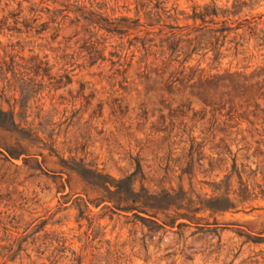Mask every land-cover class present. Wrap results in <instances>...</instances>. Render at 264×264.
<instances>
[{"label":"rangeland","instance_id":"obj_1","mask_svg":"<svg viewBox=\"0 0 264 264\" xmlns=\"http://www.w3.org/2000/svg\"><path fill=\"white\" fill-rule=\"evenodd\" d=\"M0 264H264V0H0Z\"/></svg>","mask_w":264,"mask_h":264},{"label":"trees","instance_id":"obj_2","mask_svg":"<svg viewBox=\"0 0 264 264\" xmlns=\"http://www.w3.org/2000/svg\"><path fill=\"white\" fill-rule=\"evenodd\" d=\"M130 178V177H129Z\"/></svg>","mask_w":264,"mask_h":264}]
</instances>
